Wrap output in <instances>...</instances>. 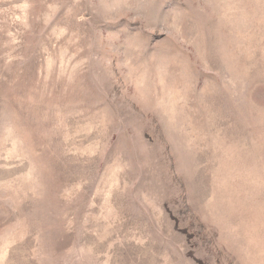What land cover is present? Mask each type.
Instances as JSON below:
<instances>
[{"label":"rangeland","instance_id":"rangeland-1","mask_svg":"<svg viewBox=\"0 0 264 264\" xmlns=\"http://www.w3.org/2000/svg\"><path fill=\"white\" fill-rule=\"evenodd\" d=\"M0 264H264V0H0Z\"/></svg>","mask_w":264,"mask_h":264}]
</instances>
